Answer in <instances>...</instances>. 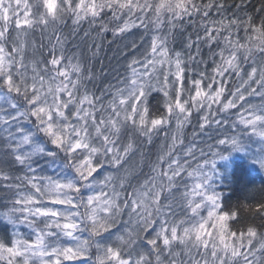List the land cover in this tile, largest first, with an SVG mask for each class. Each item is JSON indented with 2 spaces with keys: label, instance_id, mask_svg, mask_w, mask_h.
I'll return each instance as SVG.
<instances>
[{
  "label": "snow or ice",
  "instance_id": "snow-or-ice-1",
  "mask_svg": "<svg viewBox=\"0 0 264 264\" xmlns=\"http://www.w3.org/2000/svg\"><path fill=\"white\" fill-rule=\"evenodd\" d=\"M249 2L0 0V264H264V196L217 190L235 153L264 169Z\"/></svg>",
  "mask_w": 264,
  "mask_h": 264
},
{
  "label": "trees",
  "instance_id": "trees-1",
  "mask_svg": "<svg viewBox=\"0 0 264 264\" xmlns=\"http://www.w3.org/2000/svg\"><path fill=\"white\" fill-rule=\"evenodd\" d=\"M233 0H229L231 5ZM238 2V0H236ZM261 0H250L247 11L250 13L255 8H259ZM108 40L112 39L111 33L107 36ZM119 43V42H117ZM122 46V45H120ZM117 50V44H104V50L99 54L94 62L95 70L99 73L103 70L108 74L107 79H111L115 73L111 69L123 71L121 64L114 58ZM115 82V81H113ZM225 185L220 188L222 191V199L226 207H232L241 217H249V206L254 205L264 196V173L252 169L250 163L244 158H236L233 162L231 174L226 180ZM3 193H0V205L4 203Z\"/></svg>",
  "mask_w": 264,
  "mask_h": 264
},
{
  "label": "rangeland",
  "instance_id": "rangeland-1",
  "mask_svg": "<svg viewBox=\"0 0 264 264\" xmlns=\"http://www.w3.org/2000/svg\"><path fill=\"white\" fill-rule=\"evenodd\" d=\"M176 47L179 48V42H177ZM191 131V129L189 130ZM236 158H244L246 159L252 169L257 170V171H261L262 173H264V169H260L259 166L255 163H253L244 153H235L230 157V163L227 164V169L225 170L224 164L226 162H220L221 163V168L220 171L223 173V179L221 180L220 184H218L217 190L218 192H220L221 196H222V191L220 188H222L226 183V180L228 179L229 175L231 174V170H232V166H233V162ZM24 231H27V229H22Z\"/></svg>",
  "mask_w": 264,
  "mask_h": 264
}]
</instances>
